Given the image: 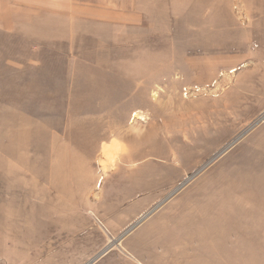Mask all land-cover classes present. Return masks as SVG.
Returning a JSON list of instances; mask_svg holds the SVG:
<instances>
[{"label":"rangeland","instance_id":"1","mask_svg":"<svg viewBox=\"0 0 264 264\" xmlns=\"http://www.w3.org/2000/svg\"><path fill=\"white\" fill-rule=\"evenodd\" d=\"M63 1L0 43V264H264V0Z\"/></svg>","mask_w":264,"mask_h":264},{"label":"crops","instance_id":"2","mask_svg":"<svg viewBox=\"0 0 264 264\" xmlns=\"http://www.w3.org/2000/svg\"><path fill=\"white\" fill-rule=\"evenodd\" d=\"M97 0H64L65 3L64 9V16H61V19L58 15L54 14L52 20L54 19V22H52V30H50V34L48 35H56L54 38V42H61L62 38L61 35L63 34L64 40L65 36H70L72 33V30L75 26V23L70 22L67 23V20H73L76 21L78 18H83L81 14L78 15V6L80 8H84L86 10H92L94 8V5ZM92 2V3H91ZM120 6L117 5V12L120 11L122 14H117L119 17H124L125 12V0H120ZM126 7V6H125ZM105 9V8H104ZM110 10L105 11L106 13L111 12L114 14V8H109ZM112 10V11H111ZM110 11V12H109ZM130 11L132 12V16L136 17V20H139L140 15L134 14L135 10L133 6L130 7ZM129 12V8H128ZM92 15V14H91ZM42 16L41 18H43ZM66 17V20L64 19ZM108 19V17H107ZM118 19V18H116ZM110 20L113 21V16H110ZM139 25V21L136 23ZM114 25V23H113ZM42 30L44 27H38ZM51 29V28H50ZM24 38V0H0V43L7 45V43H10L13 41L14 38ZM4 40V41H2ZM9 41V42H7ZM104 255V254H103ZM104 257V256H103ZM102 264H124V261L115 254V252H110L107 256L102 258L100 261Z\"/></svg>","mask_w":264,"mask_h":264},{"label":"water","instance_id":"3","mask_svg":"<svg viewBox=\"0 0 264 264\" xmlns=\"http://www.w3.org/2000/svg\"><path fill=\"white\" fill-rule=\"evenodd\" d=\"M126 233H127V232H126ZM126 233H125V234H126ZM121 237H122V236H121Z\"/></svg>","mask_w":264,"mask_h":264}]
</instances>
